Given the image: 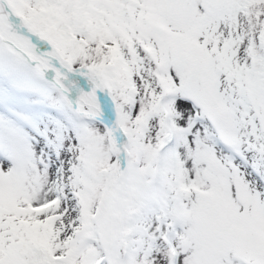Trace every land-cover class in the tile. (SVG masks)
<instances>
[{"label":"snow or ice","instance_id":"snow-or-ice-1","mask_svg":"<svg viewBox=\"0 0 264 264\" xmlns=\"http://www.w3.org/2000/svg\"><path fill=\"white\" fill-rule=\"evenodd\" d=\"M0 264H264V0H0Z\"/></svg>","mask_w":264,"mask_h":264}]
</instances>
